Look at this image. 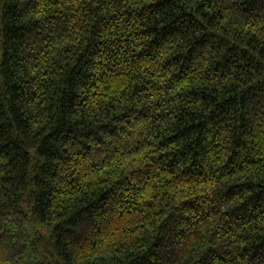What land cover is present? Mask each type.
<instances>
[{"label": "trees", "instance_id": "obj_1", "mask_svg": "<svg viewBox=\"0 0 264 264\" xmlns=\"http://www.w3.org/2000/svg\"><path fill=\"white\" fill-rule=\"evenodd\" d=\"M0 264H264V0H0Z\"/></svg>", "mask_w": 264, "mask_h": 264}]
</instances>
